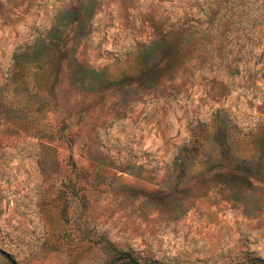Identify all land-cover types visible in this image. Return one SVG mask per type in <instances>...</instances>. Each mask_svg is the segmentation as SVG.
<instances>
[{
  "label": "rangeland",
  "instance_id": "1",
  "mask_svg": "<svg viewBox=\"0 0 264 264\" xmlns=\"http://www.w3.org/2000/svg\"><path fill=\"white\" fill-rule=\"evenodd\" d=\"M76 3L91 85L15 56ZM263 129L264 0H0V264H262Z\"/></svg>",
  "mask_w": 264,
  "mask_h": 264
},
{
  "label": "trees",
  "instance_id": "2",
  "mask_svg": "<svg viewBox=\"0 0 264 264\" xmlns=\"http://www.w3.org/2000/svg\"><path fill=\"white\" fill-rule=\"evenodd\" d=\"M92 6H89V9ZM90 12H83V7L80 3H76L70 8H66L63 12L59 13L58 21L46 32L45 36L39 37L33 44L19 51L15 56L20 62H29L37 60H46L53 65L60 59L64 60V64L69 67H73L71 71L72 77L79 80L84 85L95 84L98 81L105 80V74L102 69H96L95 67L88 66L86 63L80 62L76 55V50L72 47H68L65 43L68 40L61 35L63 24L60 23L65 18V23H73V38H80L88 33V17ZM163 41L157 38L150 40L141 51L140 55L143 58L145 64L155 58L157 50L162 46ZM182 55H179V57ZM174 62V61H173ZM68 64V65H67ZM166 71L174 70V64L165 63ZM173 64V65H171ZM260 141L263 145V150L257 156H239L233 163H226L223 159L213 161L208 165L212 167L213 172L220 173L221 168L226 167L228 170V179H248L256 177V173L259 170L256 168L260 159L264 156V129L260 134ZM216 141L221 149V157L227 154V139L224 136L221 139L216 137ZM180 160H182L180 158ZM211 171V172H212ZM237 197V196H236ZM264 264V262H261ZM150 264H161L158 262H151Z\"/></svg>",
  "mask_w": 264,
  "mask_h": 264
}]
</instances>
